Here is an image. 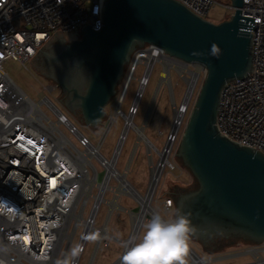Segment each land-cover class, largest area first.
I'll return each instance as SVG.
<instances>
[{
    "label": "water",
    "instance_id": "1",
    "mask_svg": "<svg viewBox=\"0 0 264 264\" xmlns=\"http://www.w3.org/2000/svg\"><path fill=\"white\" fill-rule=\"evenodd\" d=\"M230 2L234 11L214 23L179 0H103L99 29L83 23L80 37L72 40L56 30L29 62L58 86L62 105L91 127L101 124L124 67L145 45L200 64L205 73L175 152L192 181L182 184L167 174L158 197L173 200V215L179 210L188 217L191 237L202 245L218 236L259 245L264 242V154L229 139L217 126L225 83L252 70L254 18L241 14L243 0Z\"/></svg>",
    "mask_w": 264,
    "mask_h": 264
},
{
    "label": "built area",
    "instance_id": "2",
    "mask_svg": "<svg viewBox=\"0 0 264 264\" xmlns=\"http://www.w3.org/2000/svg\"><path fill=\"white\" fill-rule=\"evenodd\" d=\"M179 1L205 19L215 4H221L231 13L234 11L230 0ZM102 3L103 0H0V264H79L89 234L96 230V214L89 225L92 206L84 216L88 198L80 207L81 195L76 201L81 184L73 157L93 146L90 139L49 98L47 93L53 94L58 89L54 82L45 84L44 91L34 101L8 75L5 64L15 60L26 66L56 30L60 29L64 36L74 33L77 39L83 23L99 29ZM241 14L254 18V27L249 31L252 33V70L241 79L225 83L220 95L217 126L229 139L264 154V0H243ZM153 47L156 46L147 45L137 52ZM173 59L185 65L184 78L196 73L192 94L184 102V93L178 105L182 112L180 126L205 69L200 64ZM135 64L133 61L131 70ZM42 105L54 119L42 110ZM62 126L74 136L77 145L62 131ZM177 132L178 128L168 136L171 141L168 154ZM61 138L65 140L59 144ZM92 157L83 167L88 176ZM43 170H51L65 192L52 189ZM60 200L69 206L61 207ZM163 205L169 209L173 200L166 199ZM81 225L83 228L75 238ZM102 237L98 236L96 250ZM242 248L234 254L204 260L190 246L191 251L206 261L204 264L224 256L247 254L250 259L239 264H264V242ZM74 250L76 255H73ZM188 257L187 264H197L190 251ZM91 262L89 260L88 264Z\"/></svg>",
    "mask_w": 264,
    "mask_h": 264
},
{
    "label": "rangeland",
    "instance_id": "3",
    "mask_svg": "<svg viewBox=\"0 0 264 264\" xmlns=\"http://www.w3.org/2000/svg\"><path fill=\"white\" fill-rule=\"evenodd\" d=\"M218 1L224 2L225 0ZM230 14L231 11L229 9L224 8L221 4H215L206 18L214 23H218L228 18ZM65 37L68 40H72L74 39L75 34L67 33ZM146 46L147 45L144 47ZM164 55L168 56L165 53ZM153 62V68L150 69L151 72L148 82L137 106L134 105L136 97L135 94L139 90V82L145 73L146 64L137 63L133 67V70H131L133 59L126 64L121 79L117 84L116 93L105 107L106 115L101 124L96 127L84 125L62 105L57 97L60 93L59 88L53 94L47 93L49 98L62 111H64L76 125H78L80 131L90 139L92 145L99 147V153L102 154L105 159H110L114 153L125 122L123 116L124 114H131L134 123L138 126L142 125L145 121L143 132L149 141L152 142V146H149L143 140H139L137 143V132L131 128L125 136L120 154L118 155L117 161L114 165L116 173L125 174V178L128 183L141 194L146 193L152 175V167L154 164L159 163L161 159L160 151L167 147L166 144L168 145V136L173 134L172 131L174 130L173 126L175 118L174 111L182 101L186 89V82L176 66H169V81L160 82L161 72L164 65L158 59ZM5 68L13 81L34 101H37L39 93L44 91L43 86L48 82H51L37 72L31 66L30 62L24 66L18 61L9 60L5 64ZM189 68L191 67L189 66ZM200 82L201 79L198 81L197 87L193 92L190 106L184 114L182 123L178 127L176 140L174 141L170 153L168 154L169 164L165 165L159 182L155 188L153 197L150 201L151 206L155 208L157 212L168 218H171L175 211L174 203L172 207L166 209L163 202L170 197H158L167 174L171 180H178L182 184H188L192 181V176L189 171L182 167L176 160L175 152ZM155 91L156 95L154 96L153 104L150 107V110H148ZM119 104L120 112L113 118L116 106H119ZM41 108L43 111L47 112L44 105H42ZM47 113L50 115L51 119H54V116H52L49 112ZM109 122H111L110 125H108ZM61 129L71 139V141L77 145V141L74 136L71 135L63 126ZM91 161L92 166L89 169V178L87 182L84 183V186L90 189L93 197L81 194L79 201L80 207L82 202L88 198L84 216L89 214L91 206L94 203V197L96 199V196L99 195L100 190L97 184L102 180L106 170L104 162L97 157H92ZM172 166H174V169H172ZM118 182V179L113 176L109 179V186H117ZM103 191L104 192L101 193L100 197L101 204L98 210H96L97 213L94 219V226L96 228H101L104 225L103 227L106 230V235L102 237L100 246L96 250L95 246L99 235L95 229V231L91 230L86 241L85 251L80 257L79 264H88L89 260L92 261L91 264H115L124 251L123 241L129 238L132 232V214L137 211L139 207V203L135 197L126 192H121L115 198V192L111 188H104ZM114 199L116 201V205L113 206L111 202ZM145 217L146 219H144V221L150 218L151 215L146 213ZM144 221H142V223ZM142 223L138 234L142 232ZM82 228L83 227L81 225L77 230L75 238H78ZM104 241L107 243V246ZM190 246L198 254V256L206 260L217 255L237 253L243 249L242 247L245 246V243L238 241L234 243V245H228L226 249L209 253L202 249V246L198 241L193 240L192 237H190ZM71 252L72 251L70 250L69 254H71ZM249 259V254L240 256L233 255L224 256L219 260L208 262L209 264H239L247 262ZM189 261L190 257L187 256L186 262Z\"/></svg>",
    "mask_w": 264,
    "mask_h": 264
},
{
    "label": "bare ground",
    "instance_id": "4",
    "mask_svg": "<svg viewBox=\"0 0 264 264\" xmlns=\"http://www.w3.org/2000/svg\"><path fill=\"white\" fill-rule=\"evenodd\" d=\"M157 59L160 60L164 65V68L161 72L160 82L161 81H167V82L169 81L168 70H169L170 65L176 66L179 69L182 77L184 78L183 73L185 72V65L179 64L180 62H178L177 60H174L173 58L164 55V53L159 48L153 47L148 51H144V50L138 51L134 55L133 61H135L136 64L137 63H142V64L144 63V64H146V66H145V73L139 82V86H140L139 90L135 94L136 95L135 100H134L135 106H137L138 102L140 101V99L143 95V92H144L143 90H144V88L148 82V78H149V75L151 72L150 69L153 68L152 67L154 64L153 61H155ZM195 75H196V73H193L191 78H184L188 84V87H187L186 92H185L184 102L192 94V87H193ZM125 87H124V89H125ZM153 100H154V98H153ZM152 104H153V101H152ZM152 104H151V106H152ZM119 107H120V104H119V106H116V111L113 114V118L117 113L120 112ZM178 107L179 106H177L175 108V111H174L175 112L174 126H173L174 130L172 131V133L176 132V130L179 126V121L182 117V112H181V110H179ZM149 110H150V108H149ZM123 116H124L125 122H124V125L122 128V133H121V136L119 138L118 143L116 144L114 153L110 159H105V157H103L101 154H99V147L98 146H91V147H89L88 150L77 152V154H75V156H73L75 159V162L77 163V166H76L77 167V178L81 184L80 192L76 198V201L78 200V198L81 194H85V195L93 197L90 189H88L84 186L85 185L84 183L87 182L89 176L86 172H84L83 167L85 164H87L89 162L88 161L89 157L90 156L97 157L102 162H104V165L106 167V170H105V173L103 175L102 180L100 182H98V184H97L100 192H99V195L96 196V199L94 197V203L92 205L91 215L89 218V225H90V221L93 220V218L97 212L96 210H98L99 205L101 204L100 197H101V193L104 192L103 191L104 188H111L115 192V198L119 195V193L126 192L130 195H133L135 197V199L137 200V202L139 203V207H138L137 211L133 212V214H132L133 226H132L131 235L129 236V238H127L126 240L123 241L124 251L122 253V256L125 253V251L127 250L126 244L128 242H130L131 237L136 236L138 234V231H139V228L141 226L142 221H144V219H146V217H145L146 213H149V215H152L154 212H157L156 209L151 206L150 201L153 197L155 188L159 182V179H160V176L163 172V169H164L166 163L169 161L168 160V149H169V146L171 144V141L168 140L167 141L168 145L166 144L167 147L164 150L160 151L161 159H160L159 163L154 164L152 167V175H151L150 183H149V186H148L146 193L141 194V193L137 192V190L131 184L128 183V181L125 178V174L116 173V171L114 169V165H115V162L117 161L118 155L120 154V150H121L123 142L125 140V136L127 135L128 131L131 128L136 130V132H137V135H138L137 143L139 142V140H143L149 146H152V142H150L147 137L144 138L143 129L145 126V121L143 122L142 125L138 126L134 123L131 114H124ZM110 123L111 122H109L108 125H110ZM64 140H65L64 138L59 139L58 140L59 144L61 142H63ZM42 172L49 179L52 189H55V190L58 189L57 192L61 191L59 193L65 192L64 186L59 183L58 178L56 177L55 174L52 173L51 170H43ZM113 176L116 177L119 182H118L117 186L112 187V186H109V179ZM29 180L31 181L32 178H30ZM95 200H96V203H95ZM61 201L62 200H60V202ZM111 203L113 206L116 205L115 199ZM60 205L63 208H67L69 206V204L67 202H63V203L61 202ZM74 205H75V203L73 202L72 208L74 207ZM89 225L87 227H89ZM103 226L101 228H96V230L99 233L100 238L102 236L106 235V230ZM189 251L191 252V255H192L195 263H197V264L206 263V261L201 260L193 251H191V249ZM122 256L117 260V262L115 264H121Z\"/></svg>",
    "mask_w": 264,
    "mask_h": 264
},
{
    "label": "clouds",
    "instance_id": "5",
    "mask_svg": "<svg viewBox=\"0 0 264 264\" xmlns=\"http://www.w3.org/2000/svg\"><path fill=\"white\" fill-rule=\"evenodd\" d=\"M192 232L190 220L179 210L171 218L154 212L126 244L121 264H187Z\"/></svg>",
    "mask_w": 264,
    "mask_h": 264
},
{
    "label": "flooded vegetation",
    "instance_id": "6",
    "mask_svg": "<svg viewBox=\"0 0 264 264\" xmlns=\"http://www.w3.org/2000/svg\"><path fill=\"white\" fill-rule=\"evenodd\" d=\"M238 241L244 243V241H242L240 238H237L235 236H228V237L218 236V237H214L212 240H210L206 244L202 245L200 243V245L206 251H215V250H218L222 246H225V245L226 246L234 245V243H236ZM245 245H248V244L245 243Z\"/></svg>",
    "mask_w": 264,
    "mask_h": 264
}]
</instances>
